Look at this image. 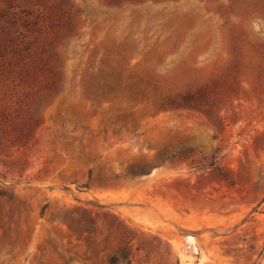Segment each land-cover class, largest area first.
Here are the masks:
<instances>
[{
  "label": "rangeland",
  "instance_id": "rangeland-1",
  "mask_svg": "<svg viewBox=\"0 0 264 264\" xmlns=\"http://www.w3.org/2000/svg\"><path fill=\"white\" fill-rule=\"evenodd\" d=\"M41 19L61 80L0 87V218L31 231L0 264H264V0H0V33Z\"/></svg>",
  "mask_w": 264,
  "mask_h": 264
},
{
  "label": "trees",
  "instance_id": "trees-1",
  "mask_svg": "<svg viewBox=\"0 0 264 264\" xmlns=\"http://www.w3.org/2000/svg\"><path fill=\"white\" fill-rule=\"evenodd\" d=\"M35 23L34 28L21 24L23 28H6L0 33V87L10 90L20 87L22 94L33 104L34 101L55 91L60 84V70L56 62V53L54 52V42L58 35L57 28H49L44 23ZM31 27V26H30ZM112 86V84H110ZM108 88L111 90L112 87ZM174 104V101H171ZM161 105H165L163 102ZM20 111V110H19ZM17 113L21 119L19 132L23 139L30 135V132L36 123V116L27 110L25 116L21 112ZM10 116L7 115V109L0 111V146L7 147L12 133L8 131ZM1 196L5 194L0 192ZM46 206L43 207L41 215L44 214ZM14 209L11 210L10 221L3 222L0 218V227L4 230V238L11 242L14 247H21L25 238H29L30 229L25 232H19L18 222L15 219ZM14 220V225L10 222ZM51 223L56 220L64 222L70 229V234L76 233L81 236L83 231H90L89 227L84 228L81 221L70 219L65 212L51 214ZM94 231V230H93ZM91 239L87 238V242ZM126 259V258H125ZM117 255L107 257L108 264H119ZM70 260L65 259L64 264H69ZM40 264H43L40 262ZM52 264H56L53 262Z\"/></svg>",
  "mask_w": 264,
  "mask_h": 264
}]
</instances>
